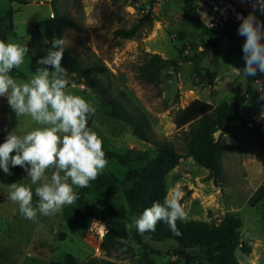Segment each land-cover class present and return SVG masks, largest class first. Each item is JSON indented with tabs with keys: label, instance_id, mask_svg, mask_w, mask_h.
I'll list each match as a JSON object with an SVG mask.
<instances>
[{
	"label": "rangeland",
	"instance_id": "rangeland-1",
	"mask_svg": "<svg viewBox=\"0 0 264 264\" xmlns=\"http://www.w3.org/2000/svg\"><path fill=\"white\" fill-rule=\"evenodd\" d=\"M41 1L48 2L31 0L32 3ZM181 2L157 0L151 13L137 14L127 8V0H81L76 13L81 29L64 35L67 48L86 64L97 65L106 71L123 92L122 100L126 105L145 114L155 136L168 137L178 146L181 140L175 133L173 116L179 107L195 98L213 105L227 103L233 106L236 103L240 106L238 118L227 122L219 138L226 147L223 159L228 177L226 185H215L207 180L205 169L194 167L169 177L168 195L176 189L182 191L181 204L187 220L217 225L226 216L242 219L241 239L250 241L251 245L259 241L264 246L262 207L249 206V199L264 183V158L254 138V124L249 120V113L259 109L260 105L244 94L248 93L245 77L233 73L232 64L239 55L237 47L225 40L200 38L196 27L183 20ZM7 5V1L2 3L0 0V8ZM48 15L49 8L45 6L28 9L21 15L26 21L21 30H27V25L46 19ZM119 29L136 30L135 37L132 40L116 38L114 33ZM186 39L194 40L187 41L195 44V50L188 55L180 49ZM32 51L37 52V58L47 54L45 49V53L41 52L40 47ZM146 53H158L178 62L177 68L163 71L159 88L144 85L138 79ZM21 68L24 70L23 65ZM216 73L218 77L211 81ZM68 80L67 92L83 97L96 107L92 130L102 139L104 152L119 154L127 162L108 160V166L89 187L75 189L78 199L74 204L64 206L62 212L54 216L38 215L36 221L26 219L25 222L18 205L8 198L10 178L0 169V214L6 212L12 218L17 211L12 219L0 216V264H19L21 259L22 264H50L53 261L64 264L67 256H72L77 264H145L147 260L154 264H200L204 250L191 242L158 243L145 237L137 242L135 228L130 231L131 244L137 251L135 258L111 260L105 257L103 243L106 237L100 241L96 228L105 224L108 235L113 218L126 225L138 217L128 202L132 181L127 178V173L146 165L155 156V148L136 138L125 124L109 119L106 106L85 85L76 84L70 76ZM22 123H25L23 127H15L21 136L38 127L29 117ZM10 170L13 182L23 183L33 191L38 186L31 185L21 167H10ZM186 173L191 175V180L184 179ZM36 204L34 195L33 205ZM240 254L239 251L241 264H246L248 257ZM259 255L256 251L253 259ZM259 264H264V256Z\"/></svg>",
	"mask_w": 264,
	"mask_h": 264
},
{
	"label": "trees",
	"instance_id": "trees-1",
	"mask_svg": "<svg viewBox=\"0 0 264 264\" xmlns=\"http://www.w3.org/2000/svg\"><path fill=\"white\" fill-rule=\"evenodd\" d=\"M22 5L31 4V0H13ZM196 0H184L183 15L200 31L202 38H216L225 40L230 44L238 41V25L230 24L222 32H211L199 21L194 12ZM81 6V0H51L53 17H48L37 24L45 30L47 48H52L53 38H64V35L72 30L81 29V21L77 12ZM149 14V13H148ZM136 30L119 29L114 35L116 38L132 40ZM0 40L6 41L5 35H0ZM211 41V40H210ZM193 51L195 44L190 42ZM182 51V50H181ZM192 51V52H193ZM183 53V52H182ZM142 66H140L138 79L142 84L159 88L162 82V73L166 69H175L178 62L164 59L160 54L146 53ZM62 67L67 70L71 81L79 85H85L106 106L107 117L111 120L123 123L131 128L133 135L155 148V156L140 169L130 170L127 178L132 181V189L128 195V202L136 210L139 217L144 209L150 207L153 202L163 203L168 189L167 176L180 164L181 159L192 158L194 162L208 172L207 180L215 185L224 187L228 182L223 159L226 147L222 142L215 141L214 134L223 121H232L238 118L240 106L223 103L213 105L200 99L191 101L186 107L178 109L173 116L175 133L179 134L181 145L178 146L170 138L163 139L155 136L152 127L143 114L137 108H129L122 100L123 92L111 80L109 74L97 65L86 64L81 58L72 54L66 47ZM218 77V73L211 79ZM247 91L251 93L253 77H246ZM253 99V98H251ZM255 100V99H253ZM96 114L89 118L88 126L92 129ZM255 141L264 158V130L254 124L252 128ZM107 160H118L126 163L127 159L119 154L105 152ZM249 206L262 207L264 218V183L254 192L249 199ZM110 232L103 243V252L107 259L128 260L137 256L134 245L131 244V232L126 230L125 224L113 218L110 222ZM243 220L234 216H226L219 224H207L199 220L177 221L180 235L173 234L163 222H158L153 232L143 235L136 231L135 241L141 242L147 238L151 242L175 241L183 244L187 241L200 247L204 257L200 264H240L237 253L249 256L252 252L250 241L241 239ZM143 244V242H142ZM141 246V244H139ZM64 264H77L72 256H67ZM50 264H60L51 262ZM145 264H154L147 260Z\"/></svg>",
	"mask_w": 264,
	"mask_h": 264
},
{
	"label": "clouds",
	"instance_id": "clouds-1",
	"mask_svg": "<svg viewBox=\"0 0 264 264\" xmlns=\"http://www.w3.org/2000/svg\"><path fill=\"white\" fill-rule=\"evenodd\" d=\"M252 11L247 16L237 14L240 21L238 35L243 43V74L256 77L264 74V0H248ZM66 41L53 38L52 48L37 60L36 68L27 82L18 83L10 73L25 62L30 49L27 44L0 40V98L7 104L17 120L29 117L38 125L24 135L14 129L7 132L0 143V169L12 175L11 168L21 167L30 178L34 191L23 183L9 185L8 198L18 205L19 213L27 220L36 221L38 215L54 216L64 206L74 204L76 188H87L108 166L100 136L88 126L89 118L96 114V107L79 95L66 91L69 86L67 70L61 61ZM34 54V52H33ZM239 73L241 69L236 68ZM260 83L259 80H257ZM264 99V95L260 97ZM49 170L51 174L48 175ZM37 204L33 205V197ZM182 191L176 189L166 195L163 203L153 202L126 230L133 228L143 235L153 232L163 221L175 235H180L177 221L187 220L181 204Z\"/></svg>",
	"mask_w": 264,
	"mask_h": 264
},
{
	"label": "crops",
	"instance_id": "crops-1",
	"mask_svg": "<svg viewBox=\"0 0 264 264\" xmlns=\"http://www.w3.org/2000/svg\"><path fill=\"white\" fill-rule=\"evenodd\" d=\"M1 1H2V3H4V1H7L9 3V5H7L6 7L3 6V7L0 8V35H5L6 36V41L5 42L6 43L7 42H14V43H19L21 45L27 44L28 48H32V50L34 48L40 47L41 52L42 51L44 52V49L47 52L48 51V48H47V44L48 43H47V41L45 39V30H44L43 27H37V24L39 22H41L42 20H44L45 18L44 19H40V20H36L35 22H33V25H30V24L27 25L28 26L27 30H21V29H23L21 27H23V24L26 22L24 20V17H22L21 15L24 14L25 11H27L28 9L31 10L33 7L45 6V7L49 8V15L47 17H52L53 14H52V8H51L50 0H48L47 3H45L44 1H41L39 3L35 2V3L29 4V5H22L19 2H16V1H13V0H1ZM96 5L98 7V3ZM183 6H184V2L182 0V2L180 4V9H181L182 15H183ZM89 9L93 10L94 6L92 5ZM184 19L187 20L185 17L183 18V20ZM179 23H181V21ZM199 33H200V31H199ZM200 38H201V36H200ZM186 40H190V39H186ZM190 41H194V40H190ZM32 50L30 49V52H29L28 56L25 57V62L23 64L24 70L22 68H20V70L19 69H13L11 71V73H10V75L14 79H16L17 82L18 81L27 82V80L30 78L31 74L33 72H35L37 67H39V65L37 64V60L39 59V57L37 58V55H36L37 52H35L33 54ZM164 59H166V58H164ZM234 63L235 64H232L234 66L232 68L233 73L235 75H243L245 77L246 84H247V79H246L247 76H245L243 74V71H242V69L245 67L244 66L245 62H244V59H243V57H242V55L240 53L237 56V58L234 61ZM236 68L241 69V71L238 73L236 71ZM67 78H68V76H67ZM195 99H200V98H195ZM195 99H193V100H195ZM200 100L205 101L207 103H210L207 100H203V99H200ZM187 105L179 107L178 109L184 108ZM26 119H27V117H21V118H19L17 120L15 114L9 108L6 98H0V143L4 142V139H5L6 135H7V132H10V131L14 130L15 127H20L21 125L23 127L25 125V123H22V121L26 120ZM16 130H17V133H18L19 130L18 129H16ZM194 167H197L200 170H202L201 167L198 166L194 162V160L192 158L181 159L180 164L167 176V179H166L167 186H168L169 177H172L174 175H177L179 172L182 173L183 171H185L187 169H190V168H194ZM202 171H205V170H202ZM206 173H208V172L206 171ZM8 177L10 178L11 184L14 183L12 181V179H11V176L8 175ZM184 179L186 181L188 179L191 180V175L186 173L184 175ZM167 189H168V187H167ZM168 193H169V191H168ZM16 212L14 213L15 215H16ZM3 215L6 218H9V219H12V218L15 217V215H13L12 218H10L6 214V212L4 214H2V215L0 214V216H3ZM262 219L264 220V218H262ZM23 221L25 222L26 219L24 218ZM258 242L254 243V244L252 243V245H251L252 246V252H251V254L249 256H247L248 257V261H247L246 264H255V263L259 264V261H260L261 257L264 256V246H262ZM256 251L260 252V255L257 257V259L254 260L253 256H254V253ZM237 256H238V253H237ZM244 257H246V256H244ZM238 259H239V256H238ZM21 260L19 261V264L23 263V262H21ZM239 262H240V259H239ZM240 264H241V262H240Z\"/></svg>",
	"mask_w": 264,
	"mask_h": 264
},
{
	"label": "built area",
	"instance_id": "built-area-1",
	"mask_svg": "<svg viewBox=\"0 0 264 264\" xmlns=\"http://www.w3.org/2000/svg\"><path fill=\"white\" fill-rule=\"evenodd\" d=\"M156 2L157 0H127V8L133 13L148 14L153 11ZM250 11H252V5L248 0H196L193 13L206 29L218 33L230 24L239 26L240 21L236 18L237 14L247 16ZM256 15L261 21H264V15L259 12ZM244 41L245 37L238 35V41L235 44L242 57L244 55L242 50ZM180 49L184 55H188L193 51L191 43L187 40H183ZM244 94L255 99L260 105L259 109L249 113V120L252 124H256L264 130V99L260 98L264 95V74L258 71L257 76L253 77L251 93L245 92ZM107 233L108 228L105 224L101 223L97 226L96 235L100 241L106 237Z\"/></svg>",
	"mask_w": 264,
	"mask_h": 264
},
{
	"label": "water",
	"instance_id": "water-1",
	"mask_svg": "<svg viewBox=\"0 0 264 264\" xmlns=\"http://www.w3.org/2000/svg\"><path fill=\"white\" fill-rule=\"evenodd\" d=\"M226 125H227V121H223V122H222V126H221V128L218 129V130L216 131V133L214 134V138H215V141H216V142L219 141L220 135L222 134L223 129L226 127Z\"/></svg>",
	"mask_w": 264,
	"mask_h": 264
}]
</instances>
